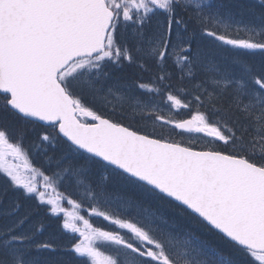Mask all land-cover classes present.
<instances>
[{
  "label": "snow or ice",
  "instance_id": "6c2138e0",
  "mask_svg": "<svg viewBox=\"0 0 264 264\" xmlns=\"http://www.w3.org/2000/svg\"><path fill=\"white\" fill-rule=\"evenodd\" d=\"M0 264H264V0H0Z\"/></svg>",
  "mask_w": 264,
  "mask_h": 264
},
{
  "label": "trees",
  "instance_id": "16d2710c",
  "mask_svg": "<svg viewBox=\"0 0 264 264\" xmlns=\"http://www.w3.org/2000/svg\"><path fill=\"white\" fill-rule=\"evenodd\" d=\"M180 116L183 117V118H187V116L185 115V113H184L183 111H181ZM93 223H94V225H96V226L110 227L109 225H107L106 222H102V221L99 220V219H93Z\"/></svg>",
  "mask_w": 264,
  "mask_h": 264
},
{
  "label": "rangeland",
  "instance_id": "374dc122",
  "mask_svg": "<svg viewBox=\"0 0 264 264\" xmlns=\"http://www.w3.org/2000/svg\"><path fill=\"white\" fill-rule=\"evenodd\" d=\"M65 207H69V206L65 204Z\"/></svg>",
  "mask_w": 264,
  "mask_h": 264
}]
</instances>
